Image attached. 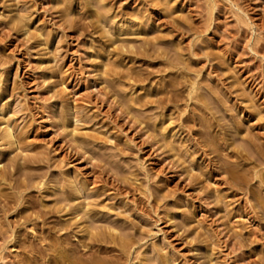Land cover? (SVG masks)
<instances>
[{"label": "rangeland", "instance_id": "374dc122", "mask_svg": "<svg viewBox=\"0 0 264 264\" xmlns=\"http://www.w3.org/2000/svg\"><path fill=\"white\" fill-rule=\"evenodd\" d=\"M0 25V105H6L2 112L12 134L25 136L24 145L32 142L19 151L0 140V176L10 171L0 180V264H264V0H0ZM110 68L112 74L117 70L112 77ZM124 102L131 114L118 109ZM65 104L80 120L71 123L75 133L100 131L95 135L102 132L108 141L74 153L66 128L57 126ZM10 157H29L34 162L28 158V165L41 167L16 173ZM212 167L219 169L212 173ZM74 172L81 196L68 201L69 213L68 207L55 212L66 188L56 180ZM95 173L104 187L98 180L92 186ZM84 177L91 185L82 190ZM113 185L118 189H107ZM77 203L93 209L90 219L96 221L80 223L83 211L72 205ZM104 222L121 231V245L80 237L83 225L98 227L89 229L94 232L105 229Z\"/></svg>", "mask_w": 264, "mask_h": 264}, {"label": "bare ground", "instance_id": "6f19581e", "mask_svg": "<svg viewBox=\"0 0 264 264\" xmlns=\"http://www.w3.org/2000/svg\"><path fill=\"white\" fill-rule=\"evenodd\" d=\"M100 1H102V0H100ZM150 1H151V0H150ZM5 2H6V1H5ZM8 2H9V1H8ZM13 2H14V1H13ZM39 2H40V1H39ZM35 3H36V2H35ZM4 4H5V3H4ZM6 5H8V4L6 3ZM32 5H33V3H32ZM1 6H2V4H1ZM12 6H13V5H12ZM3 7H4V6H3ZM24 7H25V6H24ZM30 7H31V6H30ZM31 8H34V7H31ZM14 9H15V8H14ZM25 10H26V9H25ZM25 10H23V11H25ZM45 11H46V10H45ZM89 11H90V10H89ZM29 12H30V11H29ZM47 12H48V11H47ZM86 12H87V11H86ZM25 13H26V12H25ZM25 13H24V14H25ZM27 13H28V12H27ZM27 13H26V14H27ZM96 13H98V12H95L94 14H96ZM28 14H29V13H28ZM28 14H27V15H28ZM30 14H31V13H30ZM30 14H29V15H30ZM99 14H100V12H99ZM99 14H98V15H99ZM17 15H18V14H17ZM41 15H42V13H41ZM88 15H90V14H88ZM101 15H103V14H101ZM112 15H113V14H112ZM114 15H115V14H114ZM114 15H113V17H114ZM125 15H126V14H125ZM25 16H26V15H25ZM90 16H91V17H90L91 20H92V17H94V18L96 17V15H95V16H94V15L92 16V14H91ZM106 16H108V15H106ZM106 16H105L104 18H106ZM122 16H123V15H122ZM14 17H15V16H14ZM18 17H19V16H18ZM97 17H99V16H97ZM25 18H26V17H25ZM25 18H24V19H25ZM30 18H31V16H30ZM87 18H88V16H87ZM101 18H102V17H101ZM108 18H110V17L108 16ZM129 18H130V17H129ZM10 19H11V18H10ZM20 19H21V18H20ZM27 19H28V18H27ZM27 19H26V21L28 22ZM95 19H97V18H95ZM95 19H93V20L96 21ZM111 19H112V18H111ZM113 19H114V18H113ZM12 20H13V19H11V22H12ZM15 20L17 21V17H16V19H14V21H15ZM91 20H90V23L93 21V20H92V21H91ZM102 20H103V19H102ZM16 21H15V22H16ZM20 22H21V20H20ZM23 22H24V21H23ZM100 22H101V21H100ZM103 22H104V20H103ZM115 22H116V21H115ZM18 23H19V22H18ZM97 23H98V21H97ZM105 23H106V22H105ZM123 23H124V22H123ZM13 24H15V23H13ZM19 24H20V23H19ZM94 24H95V22H94ZM94 24H93V25H94ZM99 24H100V23H99ZM102 24H103V23H102ZM106 24H107V23H106ZM106 24H105V25H106ZM111 24H113V23L111 22ZM115 24H116V23H115ZM97 25H98V24H97ZM100 25H101V24H100ZM0 26H1V25H0ZM4 26H5V25H4ZM14 26H15V25H14ZM27 26H28V25H27ZM91 26H92V25H91ZM94 26H95V25H94ZM16 27L19 28V25H16ZM21 27H22V26H21ZM21 27H20V28H21ZM23 27H24V26H23ZM95 27H96V26H95ZM111 27H112V26H111ZM10 28H11V27H10ZM12 28H13V27H12ZM38 28H39V27H38ZM96 28H97V27H96ZM94 29H95V28H94ZM122 29H123V28H122ZM126 29H127V28H126ZM11 30H12V29H11ZM16 30H17V29H16ZM21 30H22V29H21ZM25 30H26V29H25ZM116 30H118V28H117ZM19 31H20V30H19ZM22 31H23V30H22ZM26 31H27V30H26ZM129 31H130V30H129ZM131 31H132V30H131ZM0 32H2V31L0 30ZM37 32L39 33L40 31H37ZM118 32H120V31H118ZM124 33H125V32H124ZM0 34L4 35L5 33H4V34H3V33H0ZM23 34H24V31H23ZM40 34H41V33H39V35H40ZM37 35H38V34H37ZM131 35H132V34H131ZM6 36H7V35H6ZM35 36H36V35H35ZM40 36H41V35H40ZM40 36H39V37H40ZM101 36H103V35H101ZM104 36H105V35H104ZM34 38H35V37H34ZM34 38H33V39H34ZM36 38H37V37H36ZM77 38H78V37H77ZM102 38H103V37H102ZM102 38H101V39H102ZM142 38H143V40H145V37H142ZM152 38H153V37H152ZM154 38H155V37H154ZM156 38H157V37H156ZM99 39H100V37H99ZM106 39H107V38H106ZM157 39H158V38H157ZM161 39H162V38H161ZM3 40H4V39H3ZM34 40H35V39H34ZM111 40H113V39H111ZM125 40L127 41V39H125ZM159 40H160V39H159ZM75 41H76V40H75ZM97 41H98V40H97ZM106 41H107V40H106ZM121 41H122V40H121ZM145 41H146V40H145ZM147 41H148V40H147ZM147 41H146V43H147ZM152 41H154V40H152ZM161 41H162V40H161ZM108 42H109V41H108ZM124 42H125V41H124ZM154 42H155V41H154ZM157 42H158V41H157ZM157 42H155L154 44H156ZM98 43H99V42H97V44H98ZM109 43H110V42H109ZM112 43H114V42H112ZM122 43H123V42H122ZM122 43H121V44H122ZM146 43H145V44H146ZM149 44H151V43H149ZM154 44H153V45H154ZM157 44H159V43H157ZM157 44H156V45H157ZM14 45H15V44H14ZM100 45H101V44H100ZM104 45H105V44H104ZM108 45H110V44H108ZM118 45H119V44H118ZM123 45H124V44H123ZM21 46H22V45H21ZM21 46H19V47H21ZM23 46H24V45H23ZM97 46H98V45H97ZM112 46H113V45H112ZM124 46H125V45H124ZM124 46H121V48H122V47L124 48ZM154 46H155V45H154ZM25 47H26V46H25ZM98 47H100V46H98ZM116 48H117V47H116ZM130 48H132V47H130ZM100 49H101V48H100ZM105 49H106V48H105ZM110 49H112V47H110ZM110 49H109V50H110ZM113 50H116V49L114 48ZM119 50H120V49H119ZM125 50H126V49H125ZM128 50H129V48H128ZM128 50H127V51H128ZM132 50H133V49H132ZM173 50H174V49H173ZM120 51H121V50H120ZM171 51H172V50H171ZM115 52H116V51H115ZM118 52H119V51H117V53H118ZM122 52L125 53L124 50H123ZM130 52H132V51H130ZM172 52H174V51H172ZM179 52H180V51H179ZM179 52H178V53H179ZM111 53H112V52H111ZM120 53H121V52H120ZM127 53H128V52H127ZM127 53H126V54H127ZM132 53H133V52H132ZM161 53L163 54V52H161ZM178 53H176V54H178ZM130 54H131V53H130ZM143 54H144V52H143ZM162 54H161V56H162ZM164 54H167V53H164ZM113 55H114V54H113ZM123 55H124V54H123ZM137 55H139V54H137ZM173 55H174V54H173ZM94 56H95V55H94ZM121 56H122V55H121ZM133 56H135V55H133ZM158 56H159V55H158ZM165 56H166V55H165ZM167 56H168V55H167ZM170 56H171V55H170ZM174 57H175V56H174ZM154 58H157V57H154ZM162 58H163V57H162ZM164 58H165V57H164ZM6 59H8V58H6ZM6 59H5V60H6ZM95 59H96V58H95ZM159 59H160V58H159ZM166 59H167V58H166ZM172 59L175 60V58H172ZM176 59H177V58H176ZM98 60H99V59H98ZM112 60H113V59H112ZM112 60H111V61H112ZM107 61H108V60H107ZM109 61H110V60H109ZM109 61H108V62H109ZM119 61H120V60H119ZM159 61H160V60H159ZM162 61H163V60H162ZM166 61H169V60L167 59ZM2 62H3V61H2ZM97 62H98V61H97ZM101 62H104V61H101ZM108 62H106L107 65H104V64H103L104 67H105V66L108 67V65L110 64V63L108 64ZM111 63H112V62H111ZM114 63H115V62H114ZM119 63H120V62H119ZM160 63H161V61H160ZM160 63H159V64H160ZM170 63H171V62H170ZM172 63H173V62H172ZM172 63H171V64H172ZM96 64H97V63H96ZM99 64H100V62H99ZM164 64H165V63H164ZM114 65H115V64H114ZM165 65H166V64H165ZM165 65H164V66H165ZM172 65H173V64H172ZM1 66H2V65H1ZM97 66H98V64H97ZM97 66H96V67H97ZM101 66H102V65H101ZM164 66H162V67H164ZM99 67H100V66H99ZM99 67H98V68H99ZM107 67H106V68H107ZM119 67H120V66H119ZM130 67H131V66H130ZM165 67H166V66H165ZM111 68H112V67H111ZM111 68H110L109 70L106 69V71L108 70L106 73L109 74V77H110V76L112 77V75L114 76V74H115L114 72L117 71V70H115V71L113 72V74H112V71H113V70H111ZM123 68H124V67H123ZM126 68H127V66H126ZM48 69H49V68H47V70H48ZM59 69H60V68H59ZM131 69H132V68H131ZM102 70H103V69H102V67H101V73H102ZM125 70H126V69H125ZM125 70H124V71H125ZM133 70H134V69H133ZM53 71H54V70H53ZM60 71H61V70H60ZM109 71H111V72H109ZM121 71H122V70H121ZM129 71H130V70H129ZM158 71H159V69H158ZM51 72H52V71H50V73H51ZM63 72H64V71H63ZM103 72H104V71H103ZM118 72H119V71H118ZM132 72H133V71H132ZM134 72H135V73H134V75H135V74H136V71H134ZM152 72H153V71H152ZM155 72H156V70H155ZM52 73H53V72H52ZM61 73H62V72H61ZM61 73L59 72V75H60ZM64 73L66 74V72H64ZM99 73H100V72H99ZM101 73H100V74H101ZM110 73H111L112 75H111ZM119 73H120V72H119ZM121 73H122V72H121ZM123 73H124V72H123ZM126 73H128V72H126ZM126 73H125V74H126ZM48 74H49V73H48ZM100 74H99V75H100ZM116 74H117V73H116ZM125 74H124V75H125ZM129 74H131V73H129ZM151 74H152V73H151ZM103 75H104V74H103ZM119 75H121V74H119ZM132 75H133V74H131L130 76H132ZM136 75H137V74H136ZM50 76H51V75H50ZM50 76H49V77H50ZM69 76H70V75H69ZM100 76H102V75H100ZM100 76H99V77H100ZM104 76H105V75H104ZM116 76H117V75H116ZM130 76H129V77H130ZM46 77H48V76H46ZM58 77H60V76H58ZM127 77H128V75H127ZM127 77H125V79H126ZM137 77H138V76H137ZM64 78H65V77H64ZM100 78H101V77H100ZM102 78L104 79V77H102ZM107 78H108V77H107ZM132 78H133V76H132ZM72 79H73V78H72ZM114 79H115V78H114ZM116 79H119V80H120V78H116ZM125 79H124V80H125ZM49 80H50V78H49ZM57 80H58V79H57ZM101 80H102V79H101ZM108 80H110V79H108ZM108 80H107V81H108ZM129 80H130V79H129ZM95 81H96V80H95ZM95 81H94V82H95ZM113 81H114V80H113ZM115 81H117V80H115ZM126 81H127V80H126ZM126 81H125V82H126ZM131 81H132V80H131ZM134 81H136V80H134ZM103 82H104V81H103ZM110 82H111V81H110ZM119 82H120V81H119ZM191 82H192V81H191ZM104 83H105V82H104ZM122 83H123V82H122ZM195 83H196V82H195ZM57 84H59V83H57ZM61 84H62V83H61ZM94 84H95V83H94ZM106 84H107V82H106ZM109 84H110V83H109ZM118 84H119V83H118ZM126 84H127V83H126ZM132 84H134V83L132 82ZM135 84H136V83H135ZM190 84H191V83H190ZM190 84H189V85H190ZM192 84H193V82H192ZM120 85H123V84H120ZM127 85H129V84H127ZM60 86H61V85H60ZM97 86H98V85H97ZM106 86L108 87V84H107ZM195 86H196V85H195ZM198 86H199V85H198ZM128 87H129V86H128ZM196 87H197V86H196ZM60 88H64V87H60ZM96 88H97V87H96ZM188 88H189V87H188ZM191 88H192V87H191ZM209 88H210V87H209ZM97 89H98V88H97ZM102 89H103V88H102ZM111 89H112V88H111ZM193 89H196V88L193 87ZM197 89H198V88H197ZM64 90H66V89L64 88ZM95 90H96V89H95ZM98 90H99V89H98ZM98 90H97V92H99ZM103 90H104V89H103ZM109 90H110V89H109ZM113 90H114V89H113ZM145 90H146V89H145ZM104 91H105V90H104ZM115 91H117V90H115ZM193 91H194V90H193ZM62 92H63V91H62ZM62 92H61V93H62ZM97 92H96V93H97ZM105 92H106V91H105ZM105 92H104V93H105ZM158 92H159V91H158ZM195 92H197V91H195ZM65 93H66V92H65ZM101 93H102V92H101ZM107 93H108V92H107ZM153 93H154V92H153ZM160 93H161V92H160ZM160 93H159V94H160ZM192 93H193V92H192ZM132 94H133V93H132ZM162 94H163V93H162ZM190 94H191V91H190ZM59 95H60V94H59ZM100 95H101V94H100ZM102 95H103V94H102ZM115 95H116V94H115ZM188 95H189V94H188ZM54 96H55V95H54ZM60 96H61V95H60ZM62 96H63V95H62ZM64 96H65V95H64ZM68 96H69V95H68ZM116 96H117V95H116ZM147 96H148V95H147ZM152 96H153V95H152ZM163 96H164V94H163ZM114 97H115V96H114ZM127 97H128V96H127ZM127 97H126V98H127ZM112 98H113V96H112ZM138 98H139V97H138ZM158 98H159V97H158ZM98 99H99V98H98ZM119 99H120V97H119ZM121 99L124 100L123 98H121ZM127 99H128V98H127ZM133 99H134V98H133ZM160 99H161V98H160ZM59 100H60V98H59ZM109 100H110V99H109ZM112 100H113V99H112ZM112 100H111V101H112ZM117 100H118V98H117ZM144 100H145V99H144ZM149 100H150V99H149ZM158 100H159V99H158ZM189 100H190V99H189ZM69 101H70V100H69ZM88 101H89V100H88ZM120 101H121V100H120ZM125 101H127V100H125ZM129 101H130V100H129ZM132 101H133V100H132V98H131V102H130V103H133ZM138 101H139V100H138ZM72 102H73V101H72ZM72 102H71V103H72ZM89 102H90V101H89ZM99 102H102V101L100 100ZM103 102H104V99H103ZM113 102H114V101H113ZM136 102H137V100H136ZM144 102H145V101H143V103H144ZM152 102H153V101H152ZM155 102H156V101H155ZM159 102H160V101H159ZM159 102H158V103H159ZM65 103H66V102H65ZM91 103H92V102H91ZM93 103H94V102H93ZM114 103H115V102H114ZM130 103H129V104H130ZM143 103H142V104H143ZM148 103H149V102H148ZM148 103H146V104H148ZM158 103H157V104H158ZM1 104H2V103H1ZM142 104H141V105H142ZM160 104H161V103H160ZM164 104H165V103H164ZM62 105H63V104H62ZM65 105H66V104H65ZM112 105H113V104H112ZM132 105H133V104H132ZM139 105H140V104H139ZM154 105H155V104H154ZM162 105H163V104H162ZM191 105H192V104H191ZM66 106H67V105H66ZM71 106H72V104H71ZM71 106H67V107H66V111L61 115V119H59L60 121L58 120L59 123H58V125H57L58 127L66 128L67 133H66V131H65L64 133H65L66 135H68V138H69V136H70L69 140H70L71 142L73 141L72 143H75V146H74V147H71V148H72V149H73V148H74V149H76V148H77V149L80 148V150H79V149H78V150L81 151L82 154H84V151H90L91 148L88 147V146H90V145H92V144H93V145H96V143H97V146H98L99 143H100V145H101V144L103 145L104 143H106V142L108 141V139L104 138V136L102 137V136L99 135V134L103 135L102 132H101V133H98V135H95L97 132H100V131H97L96 133H94V136H93V134H92V136H91V135H88V134H85V135H84V134H82V133L80 132V133L82 134L80 137H83V135H84V137H85V136H88V137H85L87 140H84V137L82 138V140L80 139L79 136H78V138H77L76 135H78V134L80 135L79 132H78V133H75V131H77V125H76V128H75V127H73L74 124H72V126H71V123H74V122H77V121H80V120H78V118H76L75 116L72 115V114H74V113H73V109H74V108L71 107ZM73 106H74V105H73ZM95 106H96V104H95ZM117 106H118V105H117ZM117 106H115V107H117ZM134 106H135V105H134ZM134 106H132V107H134ZM136 106H137V104H136ZM150 106H151V105H150ZM150 106H148V107H150ZM189 106H190V105H189ZM91 107H92V106H91ZM107 107H108V106H107ZM118 107H119V108H118ZM118 107H117V108H118L119 110H121V112L124 113V114H127V113L131 114L129 111H130V110L132 111V109H133V108L131 109V106H129L128 104H125V102H124L123 105H121V108H122V109L120 108V104H119ZM137 107H138V106H137ZM143 107H144V104H143ZM154 107H155V106H154ZM156 107H158V105H156ZM156 107H155V109H156ZM161 107H162V106H161ZM163 107H164V106H163ZM190 107H191V106H190ZM49 108H50V107H49ZM109 108H110V106H109ZM140 108H141V107H140ZM5 109H6V105H2V106L0 105V120H1V121H0V122H1L0 124H4L3 127L1 128V129H2L1 131H2V132H1V134H0V140H1V139H2L3 141L5 140V141H6V144H5V145L8 146L9 148H10V147H13V148L15 147L16 150H17V149H18L19 151H20L21 149L23 150L24 146H27V145L29 146V143H30V142H28V140H30V139L27 140V143H28V144L26 143L27 145H24V144H25V143H24V142H25V139H24V138H26L25 136H24V138L21 137V136H18V138H16L17 135H19V132H18V134H16V136H14V135L12 134L13 131L11 130V125L9 126V124L7 123V119H6L7 117H5L6 112L3 114V112H4ZM134 109H135V108H134ZM160 109H161V108H160ZM160 109H159V110H160ZM7 110H8V109H7ZM20 110H21V109H20ZM96 110H97V109H96ZM98 110H99V109H98ZM148 110H149V109H148ZM151 110H152V109H151ZM164 110H166V109H164ZM2 111H3V112H2ZM53 111H54V106H52V107L50 108V111H49L50 113H49V114H52ZM135 111H136V110H135ZM138 111H139V110H138ZM1 112H2V113H1ZM121 112H120V113H121ZM133 112H134V110H133ZM84 113H85V112H84ZM84 113H83V114H84ZM134 113H135V112H134ZM138 113H139V112H138ZM59 114H60V113H59ZM83 114H82V115H83ZM95 114H96V112H95ZM57 115H58V114H57ZM79 115H80V114H79ZM85 115H86V114H85ZM119 115H120V114H119ZM132 115H133V113H132ZM136 115H137V113H136ZM138 115H139V114H138ZM87 116H88V115H87ZM92 116H93V115H92ZM104 116H105V115H104ZM125 116H126V115H125ZM8 117L10 118V116H8ZM83 117H84V116H83ZM85 117H86V116H85ZM89 117H90V116H89ZM97 117H98V116H97ZM107 117H108V116H107ZM53 118H54V117H53ZM59 118H60V117H59ZM121 118H122V117H121ZM126 118H127V117H126ZM128 118H129L130 122H131V121H132L133 123L137 122L138 125H141V124H139V123L141 122V121L139 122L140 119H139V120H136V119H135L136 117L133 118V116H131V115L128 116ZM10 119H11V118H10ZM55 119H56V118H55ZM84 119H85V118H84ZM93 119H97V118L95 117V118H93ZM100 119H101V118H100ZM124 119H125V117H124ZM11 120H12V119H11ZM82 120H83V119H82ZM91 120H92V119H91ZM141 120H142V119H141ZM144 120H145V119H144ZM8 121H9V120H8ZM85 121H86V120H85ZM89 121H90V120H89ZM108 121H109V120H108ZM142 121H143V120H142ZM12 122H13V120H12ZM88 123H89V122H88ZM90 123H91V122H90ZM112 123H113V122H112ZM11 124H12V123H11ZM146 124H147V122H146ZM149 124H150V123H149ZM149 124H147V125H149ZM156 124H157V123H156ZM147 125H146V126H147ZM151 125H152V124H151ZM158 125H159V124H158ZM1 126H2V125H1ZM17 126H18V125H17ZM149 126H150V125H149ZM20 127H21V126H20ZM58 127H57V128H58ZM141 127H142V125H141ZM141 127L139 126V128H141ZM143 127H144V126H143ZM156 127H158V126H156ZM12 128H13V127H12ZM17 128H18V127H17ZM151 128H152V126H151ZM25 129H27V128H25ZM142 129H144V128H142ZM158 129H159V128H158ZM16 130H17V129H16ZM20 130H21V129H20ZM159 130H160V129H159ZM153 131H154V130H153ZM15 132H16V131H15ZM24 132H25V130H24ZM160 132H161V131H160ZM22 133H23V132L21 131V134H22ZM26 133H27V132H26ZM74 133H75V134H74ZM14 134H15V133H14ZM156 134H157V133H156ZM158 134H159V133H158ZM163 135H164V134H162V136H163ZM26 136H27V135H26ZM89 136H90V137H89ZM99 136H100V137H99ZM153 136H155V135H153ZM28 137H29V136H28ZM66 137H67V136H66ZM101 137H102V138H101ZM160 137H161V136H160ZM30 138H31V137H30ZM68 138H67V139H68ZM103 138L105 139L106 142H105L104 140H102ZM244 138H245V137H244ZM246 138H247V137H246ZM23 139H24V142H23ZM26 139H27V138H26ZM33 139H35V138H33ZM33 139L31 138V140H33ZM36 139H37V138H36ZM36 139H35V140H36ZM77 139H78V140H77ZM161 139H162V138H161ZM166 139H167V137H166ZM249 139H250V138H249ZM69 140H68V141H69ZM109 141H110V140H109ZM162 141H164V140H162ZM0 142H1V141H0ZM59 142H60V141H59ZM115 142H116V141H115ZM164 142L166 143L167 141L165 140ZM164 142H163V143H164ZM245 142H246V141H245ZM253 142H254V141H253ZM23 143H24V144H23ZM31 143H32V142H31ZM31 143H30V144H31ZM111 143H113V141H111L110 144H111ZM168 143H170V142H168ZM168 143H166V144H168ZM251 143H252V142H251ZM107 144H108V143H107ZM107 144H105V146H107ZM114 144H115V145H114ZM114 144H113V145L116 146V143H114ZM166 144H162V145L165 147ZM197 144H198V143H197ZM254 144H255V143H254ZM0 145H1V144H0ZM23 145H24V146H23ZM34 145H35V144H34ZM73 145H74V144H73ZM93 145H92V146H93ZM111 145H112V144H111ZM111 145H110V146H111ZM255 145H256V144H255ZM28 146H27V147H28ZM110 146H109V147H110ZM114 146H113V147H114ZM135 146H136V144H135ZM167 146H168V145H167ZM228 146H229V145H228ZM258 146H259V145H258ZM0 147H1V146H0ZM29 147H30V146H29ZM32 147H33V146H32ZM67 147H68V146H67ZM86 147H88V148H90V149H89V150H85ZM101 147H102V146H101ZM159 147H160V146H159ZM230 147H231V146H230ZM253 147H254V146H253ZM13 148H12V149H13ZM25 148H26V147H25ZM36 148H37V146H36ZM58 148H59V147H58ZM65 148H66V147H65ZM130 148H131V147H130ZM160 148H161V147H160ZM160 148H159V149H160ZM233 148H234V147H233ZM235 148H236V147H235ZM237 148H238V146H237ZM237 148H236V149H237ZM257 148H258V147H257ZM28 149H30V148H28ZM60 149H61V148H60ZM74 149H73V152H74V153H75V152H78V151H76V150L74 151ZM92 149H93V148H92ZM94 149H95V148H94ZM94 149H93V150H94ZM98 149H99V148H98ZM100 149H101V148H100ZM103 149H104V148H103ZM168 149H169V148H168ZM170 149H172V148H170ZM198 149H199V148H198ZM231 149H232V148H231ZM239 149H240V148H239ZM242 149H243V147H242ZM261 149H263V148H261ZM261 149H259V150H261ZM125 150H126V149H125ZM128 150H131V149H127V151H128ZM232 150H233V149H232ZM232 150H231V151H232ZM237 150H238V149H237ZM256 150H257V149H256ZM68 151H69V150H68ZM70 151H71V150H70ZM127 151H126V152H127ZM234 151H235V149H234ZM263 151H264V150H263ZM3 152H4V151H3ZM240 152H241V151H240ZM240 152H238V153L236 152V153L239 154ZM15 153H16V151H15ZM18 153H19V152H18ZM18 153H17V155H18ZM65 153H66V152H65ZM124 153H125V152H124ZM140 153H141V152H140ZM20 154H21V153H20ZM82 154H81V155H82ZM94 154H95V153H94ZM98 154H100V153H98ZM233 154H235V153L233 152ZM237 154H236V155H237ZM244 154H245V153H244ZM256 154H257V153H256ZM259 154H260V153H259ZM64 155H65V154H64ZM64 155H63V156H64ZM69 155H70V153H68V156H69ZM76 155L78 156V153H76ZM88 155H89V154H88ZM241 155H243V154H241ZM12 156H13V155H12ZM14 156H15V155H14ZM14 156H13V157H14ZM260 156H261V155H260ZM263 156H264V155H263ZM72 157H73V156H72ZM79 157H80V156H79ZM79 157H78V158H79ZM92 157H94V156H91V154H90V157H88L89 160H91ZM236 157H239V156H236ZM240 157H241V156H240ZM243 157H244V155H243ZM243 157H242V158H243ZM245 157H246V156H245ZM10 158H11V157H10ZM10 158H9V159H10ZM26 158H27V157H26ZM26 158L21 157V159L19 160V161H21V162L16 161L15 158H13V159L11 158L10 160L8 159V160H7V161H8V165L10 164L9 162L11 161V164H12V165H11V166H12V167H11V168H12V171H15V170H21V171H23V170H26V169L29 170V169H31V168H32V169L35 168V169L38 170V168L41 167V166H40V167H38V166L31 167L30 165H28V163H29L28 161H30V160H32V159H30V158L28 157V158L30 159V160H28V158H27V159H26ZM31 158H32V157H31ZM76 158H77V157H76ZM98 158H99V157H98ZM202 158H204V157H202ZM206 159H207V158H206ZM236 159H237V158H236ZM238 159H240V158H238ZM238 159H237V160H238ZM257 159H259V158H257ZM260 159H261V158H260ZM33 160H34V159H33ZM33 160H32V161H33ZM36 160H37V159H36ZM98 160L101 161L100 158H99ZM242 160H243V159H242ZM245 160H247V159H245ZM261 160H263V159H261ZM261 160H260V161L257 160V161H258V162H261ZM39 161H40V160H39ZM42 161H43V160H42ZM45 161L47 162V160H45ZM214 161H215V160H214ZM33 162H34V161H33ZM33 162H32V164H33ZM46 162H45V163H46ZM71 162H72V161H71ZM97 162H98V161H96V163H97ZM103 162H104V160H103ZM35 163H36V162H35ZM39 163H40V162H39ZM43 163H44V162H43ZM47 163H48V162H47ZM143 163H144V162H143ZM143 163H142V164H143ZM32 164H31V165H32ZM92 164H93V163H92ZM94 164H95V162H94ZM97 164H99V163H97ZM101 164H102V162H101ZM103 164H104V163H103ZM142 164H141V165H142ZM37 165H38V164H37ZM44 165H45V164H44ZM49 165H50V164H49ZM57 165H58V164H57ZM90 165H91V164H90ZM105 165H106V163H105ZM143 165H144V164H143ZM260 165H263V164H260ZM1 166H2V165H1ZM5 166H6V165H5ZM5 166H4V167H5ZM59 166H60V165H59ZM93 166H94V165H91L92 168H93ZM102 166H103V165H102ZM109 166H110V165H109ZM111 166H113V165H111ZM115 166H117V165H115ZM196 166H197V165H196ZM48 167H49V166H48ZM51 167H53V165H52ZM94 167H95L97 170H98V169H102V167H101L100 164L97 165L98 168H97L96 166H94ZM190 167H191V166H190ZM1 168H2V167H1ZM44 168H45V167H44ZM54 168H56V167H54ZM92 168H91L90 171H92ZM106 168H107V167H106ZM145 168H146V167H145ZM197 168H199V167H197ZM32 169H31V170H32ZM104 169H105V167L103 168V171L101 170L100 172H97L98 175H100L101 172H104ZM201 169H202V168H201ZM218 169H219V168H217V167H212L211 170H210V172L213 173V172L217 171ZM251 169H252V168H251ZM5 170H6V169H5ZM74 170H75V169H74ZM76 170H77V169H76ZM97 170H96V171H97ZM105 170H106V169H105ZM198 170H199V169H198ZM203 170H204V169H203ZM3 171H4V170H3ZM21 171H20V173H21ZM32 171H33V170H32ZM72 171H73V170H72ZM72 171H71V172H72ZM93 171H94V168H93ZM93 171H92V172H93ZM98 171H99V170H98ZM106 171H107V170H106ZM106 171H105V172H106ZM186 171H187V170H186ZM248 171H249V170H248ZM251 171H252V170H251ZM4 172H5V173L2 172L3 174L0 176V180L3 179V178H5V176L8 177L7 174H6V172H8V171H4ZM9 172H10V171H9ZM9 172H8V174H9ZM15 172H16V171H15ZM33 172H34V171H33ZM44 172H45V171H44ZM60 172H61V171H60ZM60 172H59V173H60ZM63 172H64V171H63ZM65 172H66V171H65ZM105 172H104V173H105ZM145 172H147V171H145ZM205 172H206V171H205ZM16 173H17V172H16ZM20 173H19V174H20ZM25 173H26V171H25ZM35 173H36V172H35ZM42 173H43V172H42ZM104 173H102V174H104ZM199 173H200V171H199ZM254 173L256 174V172H254ZM29 174H30V173H29ZM29 174H28L27 176H29ZM36 174H38L36 177L40 178L41 175H40L38 172H37ZM67 174H68V173H67ZM72 174H73V173H72ZM75 174H77V173L74 172V176L71 175L73 178H68L69 176H67V178L65 177L66 180H64V179L62 180L61 178H59V177L62 175V173H61L60 176H58L59 180H56V181H59L61 184H62L63 182L66 183V188L63 186V187L65 188V190H64V191L62 190V191H63L62 194H63V195L65 194V196H63V197H60V196H59L60 199H59V201H57V202H58V205H57L55 208H53V210H54L55 212H59V213H61V211L64 212L65 210H67V207H68V210H67L68 212H66V211H65V212H66V213H69V212H70V209H72V207H71V205H68V201H70V200H76V199H78V198L81 196V195L78 196V194H79L78 192H79V191H78V189H77L76 186H75V184H76L75 181H78V179H79V178H78V179L76 180V178H75L76 175H75ZM90 174H92V173H90ZM204 174H205V173H204ZM204 174H203V175H204ZM215 174H217V173H215ZM255 174H254V175H255ZM22 175H23V174H22ZM31 175H32V174H31ZM31 175H30V177H31ZM80 175H81V174H80ZM95 175H97V174L95 173ZM95 175H94V176L92 175V178H94V179L91 178V181H92L91 183H93L92 186H93V185H96V184H100V182L102 183V184L100 185V188H101V186H103V185L105 186L103 180H102V179L99 180V177L101 178V176L98 177V175H97V176H95ZM112 175H113V174H112ZM142 175H144V173H143ZM148 175H149V174H148ZM201 175H202V174H201ZM221 175H222V174H221ZM20 176H21V175H20ZM32 176H33V175H32ZM44 176H45V173H44ZM114 176H116V178H118L117 175H114ZM131 176H132V175H131ZM219 176H220V175H219ZM14 177H15V176H14ZM30 177H29V178H30ZM34 177H35V176H34ZM53 177H54V176H53ZM254 177H255V176H254ZM10 178H12V176H11ZM54 178H55V177H54ZM54 178H53V179H54ZM62 178H63V177H62ZM114 178H115V177H114ZM114 178H113V181H114ZM116 178H115V182L117 181ZM121 178H122V177H121ZM130 178H131V177H130ZM143 178H144V177H143ZM19 179H20V178H19ZM31 179H33V177H31ZM31 179H29V181H30ZM47 179H48V178H47ZM50 179H51V178H50ZM125 179H126V178H125ZM149 179H150V178H149ZM212 179H213V178H212ZM20 180H21V179H20ZM25 180H26V179H25ZM83 180H84L83 183H80V186H79V187H81V189L84 188V187H85V189H87V188H86L87 185L89 186V185H91V184H89V182L87 181L86 177H84ZM97 180L100 181V182L97 183ZM105 180H106V179H105ZM127 180H128V179H127ZM132 180H133V179H132ZM190 180H191V179H190ZM207 180H208V179H207ZM3 181H4V180H2L1 182L3 183ZM8 181H10V180H8ZM79 181H80V180H79ZM128 181H129V180H128ZM130 181H131V180H130ZM203 181H204V180H203ZM224 181H225V180H224ZM224 181H223V182H224ZM226 181H227V180H226ZM1 182H0V183H1ZM47 182H48V181H47ZM117 182H118V181H117ZM117 182H116V183H117ZM133 182H134V181H133ZM223 182H222V183H223ZM2 183H1V184H2ZM14 183H15V182H14ZM25 183H26V181H25ZM25 183L23 182V184H25ZM56 183H57V182H56ZM94 183H96V184H94ZM119 183H120V187H121V186L123 185V184L121 183V180H120ZM226 183H227V182H226ZM7 184H8V183H7ZM23 184H22V185H23ZM26 184H27V183H26ZM128 184L130 185V183H128ZM128 184H125V185H128ZM213 184H214V183H213ZM227 184H228V183H227ZM3 185H4V184H3ZM3 185H2V186H3ZM20 185H21V184H20ZM59 185H60V184H59ZM110 185H111V184H110ZM118 185H119V184H118ZM131 185H132V184H131ZM133 185H134V183H133ZM211 185H212V184H211ZM4 186H5V185H4ZM18 186H19V184H18ZM33 186H34V185H33ZM38 186H40V187L42 186V187H43V183H38V182H37L36 187H38ZM44 186H45V185H44ZM104 186H103V187H104ZM134 186H135V185H134ZM136 186H137V185H136ZM5 187H6V186H5ZM21 187H22V186H20V188H21ZM25 187H26V186H25ZM34 187H35V186H34ZM47 187H48V186H47ZM49 187H50V186H49ZM63 187H62V188H63ZM126 187H127V186H126ZM132 187H133V186H132ZM2 188H3V187H2ZM8 188H9V185H8ZM8 188H7V189H8ZM15 188H16V187H15ZM15 188H14V189H15ZM17 188H19V187H17ZM113 188H114V189H113ZM130 188H131V187H130ZM7 189H6V190H7ZM30 189H31V188H30ZM35 189H36V188H35ZM37 189H38V188H37ZM56 189H57V188H56ZM79 189H80V188H79ZM107 189H110V190H111V189H113V190H117L118 188H117V187H114V185H113V186H111V187H109V188H107ZM125 189H126V188H125ZM15 190H17V189H15ZM38 190H40V189H38ZM38 190H37V191H38ZM47 190H48V189H47ZM54 190H55V188H54ZM82 190H83V189H82ZM82 190H81V191H82ZM88 190H91V189L89 188ZM88 190H87V191H88ZM212 190H213V189H212ZM19 191H20V190H19ZM24 191H25V190H24ZM106 191H107V190H106ZM119 191H120V190H119ZM126 191H127V190H126ZM131 191H132V190H131ZM136 191H137V190H136ZM16 192H17V191H15V193H16ZM22 192H23V191H22ZM83 192H84V191H83ZM110 192H111V191H110ZM116 192H117V191H116ZM2 193H3V192H2ZM15 193H14V194H15ZM48 193H49V192H48ZM54 193H55V192H53V194H54ZM59 193H60V192H59ZM80 193H81V192H80ZM111 193H113V192H111ZM119 193H120V192H119ZM9 194H10V193H9ZM11 194H12V192H11ZM23 194H24V193H23ZM26 194H27V193H26ZM68 194L71 195V197H68ZM84 194L86 195L85 192H84ZM104 194H105V193H104ZM125 194H126V193H125ZM131 194H132V192H131ZM2 195H3V194H2ZM2 195H1V196H2ZM29 195H30V194H29ZM87 195H89V194H87ZM91 195H92V194H91ZM95 195H96V194L94 193V196H95ZM109 195H110V194H109ZM116 195H117V194H116ZM118 195H119V194H118ZM5 196H6V195H5ZM8 196H9V195H8ZM13 196H14V195H13ZM92 196H93V195H92ZM100 196H103V195H100ZM113 196H114V194H113ZM241 196H242V195H241ZM82 197H83V196H82ZM86 197H87V196H86ZM88 197H89V196H88ZM105 197H106V196H105ZM107 197H108V196H107ZM246 197H247V196H246ZM15 198H16V197H15ZM20 198H21V197H20ZM23 198H24V197H23ZM23 198H22V199H23ZM91 198H92V197H91ZM11 199H13V198H11ZM18 199H19V198H18ZM28 199H29V198H28ZM96 199H98V197H96ZM244 199H245V198H244ZM250 200H251V199H250ZM22 201H23V200H21V202H22ZM36 201H37V200H36ZM90 201H92V200H90ZM98 201H99V200H98ZM28 202H29V201H28ZM77 202H78V201H77ZM86 202H87V201H86ZM249 202H250V201H249ZM19 203H20V202H19ZM32 203H33V202H32ZM72 203H74V202H72ZM88 203H90V202L88 201ZM140 203H141V202H140ZM245 203H246V200H245ZM16 204H18V203H16ZM37 204H38V203H37ZM70 204H71V203H70ZM93 204H94V203H93ZM144 204H145V203H144ZM147 204H149V203H147ZM34 205H35V204H34ZM67 205H68V206H67ZM72 205H73V206H74V205L77 206V210H78V211H80V212L83 211V215L81 214V215L83 216V220L81 219V222H80V220L78 221V222H80V223L85 222V221H89V219L91 218L90 215L94 214V210H93L91 207H90V208L93 210V212H92V210H91V211L88 210V209L86 208V204H85V207H84V205H80L79 203H77V204H72ZM90 205H91V204H90ZM90 205H89V206H90ZM97 205H98V204H97ZM252 205H253V204H252ZM46 206H47V205H46ZM92 206H94V205H92ZM144 206H145V205H144ZM244 206H245V205H244ZM21 207H22V206H21ZM39 207H40V205H39ZM47 207H48V206H47ZM65 207H66V208H65ZM97 207H99V206H97ZM102 207H104V206L102 205ZM139 207H140V205H139ZM141 207H142V206H141ZM151 207H152V206H151ZM75 208H76V207H75ZM145 208H146V207H145ZM28 209H29V208H28ZM33 209H34V208H33ZM96 209H97V208H96ZM96 209H95V210H96ZM102 209H104V208H102ZM127 209H128V208H127ZM136 209H137V208H136ZM248 209H249V207H248ZM53 210H52V211H53ZM72 210H73V209H72ZM100 210H101V209H100ZM105 210H106V209H105ZM125 210H126V209H125ZM137 210H138V209H137ZM31 211H32V210H31ZM38 211H39V210H38ZM38 211H37V212H38ZM40 211L43 212L42 210H40ZM40 211H39V212H40ZM127 211H129V210H127ZM130 211H131V210H130ZM72 212H73V211H72ZM72 212H71V213H72ZM90 212H92V214H90ZM138 212H139V211H138ZM34 213H35V212H34ZM73 213H74V212H73ZM102 213H103V212H102ZM107 213H108V212H107ZM41 214H42V213H41ZM53 214H54V213H53ZM55 214H56V213H55ZM74 214H75V213H74ZM79 214H80V213H79ZM110 214H111V213H110ZM132 214H133V213H132ZM141 214H142V213H141ZM43 215H44V213L42 214V216H43ZM76 215H77V213H76ZM103 215H104V214H103ZM239 215H240V214H239ZM27 216H28V215H27ZM72 216H73V215H72ZM77 216H78V215H77ZM121 216H122V215H121ZM126 216H127V215H126ZM35 217H36V216H35ZM40 217H41V216H39L38 218H40ZM118 217H120V216L118 215ZM123 217H124V216H123ZM128 217H129V216H128ZM38 218H37V219H38ZM79 218H80V217H79ZM79 218H78V219H79ZM121 218H122V217H121ZM129 218H130V217H129ZM78 219H77V220H78ZM96 219H97V218H96ZM134 219H135V217H134ZM42 220H43V219H42ZM71 220H72V219H71ZM90 220H93V221H94L95 219H90ZM102 220H103V219H102ZM105 220H106V218H105ZM116 220H117V219H116ZM30 221H31V219H30ZM74 221H76V220H74ZM93 221L91 222L92 224H93ZM95 221H96V220H95ZM98 221H100V220L98 219ZM126 221H127V220H126ZM33 222H34V221H33ZM68 222H69V221H68ZM70 222H71V221H70ZM102 222H103V221H102ZM106 222L109 223L108 220H107ZM106 222H104V223L106 224ZM117 222H118V221H117ZM117 222H116V223H117ZM75 223H76V222H75ZM104 223H103V227H106L105 229H101V228H102V226H101V228H99V229H100L99 231L95 230L94 232H90V230H91V229H93V230H94V229H97L98 227H97V228H95V227L92 228V226H91V229H90V228H89L90 226L88 227V226H87V225H88L87 223H86V224H87L86 226H84V225L82 226V225H81L82 227H84V229H83V233H84V235H82V236H80V237H81L82 239H85V240L87 239V241H89V242L91 241L92 244H93L94 241H97V240L99 241V239H102L104 242H105V241H108L107 239H109V240H111V241H109V242H112V244H113V241L117 239V241H119V242H120V245H121V241L124 242L123 239L120 238L121 236H120V233H119V232H121V231L116 232V231L114 230V228H112L114 225L111 226V225H109V224H110V223H109V224H106V225L104 226ZM120 223H121V222H120ZM122 223H123V221H122ZM122 223H121V224H122ZM128 223H129V222H128ZM36 224H37V223H36ZM42 224H43V223H42ZM71 224H72V223H71ZM77 224H78V223H77ZM84 224H85V223H84ZM94 224H95V223H94ZM99 224H100V223H99ZM125 224H126V223H125ZM132 224H134L133 221H132ZM39 225H40V224H39ZM62 225L64 226L63 228H64L65 230H67V229H66L67 221H66L65 225H64V224H62ZM117 225H118V224H117ZM117 225H116V226H117ZM123 225H124V224H123ZM126 225H127V224H126ZM32 226H33V225H32ZM36 226H37V225H36ZM43 226H44V225H43ZM95 226H96V225H95ZM110 226H111V227H110ZM131 226H132V225H131ZM133 226H134V225H133ZM133 226H132V227H133ZM68 227H69V226H68ZM68 227H67V228H68ZM78 227H79V225H78ZM121 227H122V226H121ZM126 227H127V226H126ZM33 228H35V227L33 226ZM61 228H62V227H61ZM63 228H62V229H63ZM127 228H130V226H128ZM89 229H90V230H89ZM115 229L118 230V229H120V228H118V229L115 228ZM130 229H131V228H130ZM130 229H128V231H129ZM135 229H136V228H135ZM106 230H107V231H106ZM121 230H122V229H121ZM124 230H125V228H124ZM131 230H132V229H131ZM131 230H130V231H131ZM132 231H133V230H132ZM81 232H82V231H81ZM83 233H81V234H83ZM128 233H129V232H128ZM128 233H127V234H128ZM137 233H138V232H137ZM129 234H131V233H129ZM119 236H120V237H119ZM130 236H131V235H130ZM132 236H133V235H132ZM135 236H136V235H135ZM137 236H138V234H137ZM139 236H140V235H139ZM118 237H119V238H118ZM122 237L124 238V236H122ZM128 237H129V236H128ZM140 237H141V236H140ZM81 238H80V239H81ZM82 239H81V240H82ZM118 239H121V241L118 240ZM130 239H131V238H130ZM136 239H137V238H136ZM138 239H139V238H138ZM138 239H137V240H138ZM140 239H142V238H140ZM140 239H139V240H140ZM77 241H78V240H77ZM82 241H84V240H82ZM131 241H132V240H131ZM131 241L126 242V236H125V243H127V244L129 243V244H130ZM37 242H40V241H37ZM80 242H81V241H80ZM114 242H116V241H114ZM83 244H84V243H83ZM89 244L91 245V243H89ZM89 244H88V245H89ZM98 244H99V243H98ZM102 244L104 245V243H102ZM106 244H108V243H106ZM127 244H124V247H128V246H126ZM129 244H128V245H129ZM131 244H132V243H131ZM131 244L129 245V247H131ZM133 244H134V243H133ZM36 245H37V244H36ZM86 245H87V244H86ZM95 245H97V244H95ZM114 245H115V243L113 244V246H114ZM120 245H119V246H120ZM134 245H135V244H134ZM138 245H139V244H138ZM139 246H140V245H139ZM45 247H46V246H45ZM89 247H90V246H89ZM97 247H99V246H97ZM116 247H117V246H115V248H116ZM121 247H122V249H123V246H121ZM121 247H119V248H121ZM35 248H36V247H35ZM83 248H84V247H83ZM134 248H135V247H134ZM36 249H37V248H36ZM46 249H47V248H46ZM46 249H45V250H46ZM101 249H102V248H101ZM103 249H104V248H103ZM125 249H126V248H125ZM127 249H128V248H127ZM137 249H138V248H137ZM107 250H108V249H107ZM111 250H112V249H111ZM120 250H121V249H120ZM120 250H119V252L122 251V250H121V251H120ZM37 251H38V250H37ZM94 251H95V250H94ZM94 251H93V254H94ZM97 251H98V250H97ZM117 251H118V250H117ZM133 251H134V250H133ZM112 252H113V251H112ZM123 252L125 253V251H123ZM43 253H44V252H43ZM135 253H136V252H135ZM38 254H40V253H38ZM90 254H91V253H90ZM121 254H122V253H121ZM126 254H127V252H126ZM126 254H125V255H126ZM116 255H117V254H116ZM119 255H120V254H119ZM120 256H121V255H120ZM116 257H117V256H116ZM116 257H115V258H116ZM120 258H121V257H120ZM120 258H119V259H120ZM131 258H132V256H131ZM132 259H134V258H132ZM110 260H111V259H110ZM113 260H114V259H113ZM117 260H118V259H117ZM125 260H127V259L125 258ZM161 260H162V259H161ZM163 260H164V259H163ZM163 260H162V261H163ZM118 261H119V260H118ZM130 261H131V260H130ZM75 262H76V261H75ZM120 262H121V260H120ZM122 262H123V260H122ZM122 262H121V263H122ZM164 262H165V261H164ZM118 264H119V263H118Z\"/></svg>", "mask_w": 264, "mask_h": 264}]
</instances>
